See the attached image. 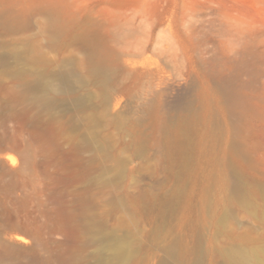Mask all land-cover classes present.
I'll return each instance as SVG.
<instances>
[{
    "label": "rangeland",
    "instance_id": "1",
    "mask_svg": "<svg viewBox=\"0 0 264 264\" xmlns=\"http://www.w3.org/2000/svg\"><path fill=\"white\" fill-rule=\"evenodd\" d=\"M0 59V264H264V0H0Z\"/></svg>",
    "mask_w": 264,
    "mask_h": 264
},
{
    "label": "bare ground",
    "instance_id": "2",
    "mask_svg": "<svg viewBox=\"0 0 264 264\" xmlns=\"http://www.w3.org/2000/svg\"><path fill=\"white\" fill-rule=\"evenodd\" d=\"M90 61L87 75L81 74L82 65L80 64L66 67L60 76H52L47 82L44 81L46 78L40 75L36 82L30 83L28 79L25 80L26 75L24 73L20 74L24 82L26 81L23 90L24 100L29 99L28 102H31L36 108L49 110L54 106L56 98L62 96L76 98L74 95L76 89L71 83H75V87L82 89L88 83L94 81L100 83L103 87L109 88L108 65L96 55ZM2 62L0 59V64ZM11 161L15 162L13 158H11Z\"/></svg>",
    "mask_w": 264,
    "mask_h": 264
}]
</instances>
